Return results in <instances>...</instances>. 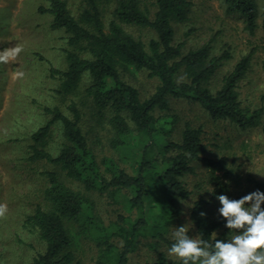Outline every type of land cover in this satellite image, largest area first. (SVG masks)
Returning <instances> with one entry per match:
<instances>
[{"label": "trees", "instance_id": "1", "mask_svg": "<svg viewBox=\"0 0 264 264\" xmlns=\"http://www.w3.org/2000/svg\"><path fill=\"white\" fill-rule=\"evenodd\" d=\"M44 1L47 6L39 11L66 34V66L50 67L58 81L54 95L64 107L43 106L49 120L31 135L30 159L57 169L45 172L44 203L25 220L44 247L33 264H84L83 239L95 248L97 264H132L142 246L156 252L143 264H179L165 250L172 243L168 234L184 211L181 202L196 192L183 177L196 175L199 166L207 169L208 180L197 184L198 191L209 183L214 193L199 194L189 212L191 222L197 236L209 239L216 231L217 238H226L215 194L236 199L264 191V178L241 173L225 155L211 157L204 127L182 124L174 105L186 101L214 121L229 122L239 131L261 128L264 134V101L245 104L241 92L258 47L236 58L214 90V75L235 54L226 47L216 54L214 39L187 50L185 40L176 41V26L193 17L192 0H79L76 9L68 0ZM220 2L227 15L243 18L250 35L264 29V0ZM128 27L148 29L153 36L145 42ZM261 68L264 72V59ZM131 70L147 71L157 80L148 96L124 78ZM56 124L62 142L54 154L49 147ZM103 130L109 132L105 141L99 136ZM100 145L110 153L99 156ZM90 193L117 206L112 219L101 215ZM202 211L207 215L201 217Z\"/></svg>", "mask_w": 264, "mask_h": 264}, {"label": "rangeland", "instance_id": "2", "mask_svg": "<svg viewBox=\"0 0 264 264\" xmlns=\"http://www.w3.org/2000/svg\"><path fill=\"white\" fill-rule=\"evenodd\" d=\"M68 1L72 9L78 7L79 0ZM192 1L195 3L193 17L176 26V41L185 40L187 50L214 39L212 44L216 54L225 47L233 51L235 59L225 61L213 77L214 90L220 87L222 76L231 69L236 58L257 46L253 69L241 82V92L245 104L260 106L264 101V72L261 68L264 29L259 28L255 35H250L244 29L243 18L238 14L227 15L220 0ZM41 5L47 6V3L44 0H0V206L4 208L0 214V264H33L34 256L43 250V244L25 220L37 205L44 203L43 191L48 184L45 172L57 170L54 164L30 159L31 135L50 117L44 113L43 106L60 104L64 107L54 95L58 81L50 75V67L66 66V34L51 27L52 18L39 11ZM128 29L145 42L153 36L148 29ZM124 78L140 90L142 97L148 96L157 84L147 71L131 70ZM174 107L182 116V124L188 121L204 127L203 137L209 145L211 157L225 155L241 173L264 178V134L261 128L239 131L229 122L214 121L201 107L186 101L176 102ZM88 126L86 122L85 128ZM59 127L54 125L49 147L54 154H57L62 142ZM108 134L103 130L99 136L105 141ZM97 152L99 156L110 153L106 145L98 146ZM206 170L204 166H199L196 175L183 177L186 186L196 192L189 200L181 202L184 211L168 234L171 239L175 227L185 224L190 228L189 235L197 236L189 212L199 194L212 188L205 183L203 191L197 189V184L208 180ZM64 180L74 188H81L72 179L64 177ZM90 195L95 199L101 215L107 221L112 219L117 206L104 195ZM82 244L80 255L84 264H97L93 245L85 239ZM155 258V251L142 246L133 255L132 264H143Z\"/></svg>", "mask_w": 264, "mask_h": 264}, {"label": "clouds", "instance_id": "3", "mask_svg": "<svg viewBox=\"0 0 264 264\" xmlns=\"http://www.w3.org/2000/svg\"><path fill=\"white\" fill-rule=\"evenodd\" d=\"M215 198L226 238H217L216 231L209 239L190 236V228L181 225L172 234L168 257L179 264H264V191L256 189L236 199L221 193ZM3 211L0 206V214Z\"/></svg>", "mask_w": 264, "mask_h": 264}]
</instances>
